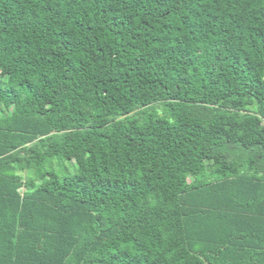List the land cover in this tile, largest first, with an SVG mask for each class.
Instances as JSON below:
<instances>
[{"label": "trees", "instance_id": "obj_1", "mask_svg": "<svg viewBox=\"0 0 264 264\" xmlns=\"http://www.w3.org/2000/svg\"><path fill=\"white\" fill-rule=\"evenodd\" d=\"M0 264H264V0H0Z\"/></svg>", "mask_w": 264, "mask_h": 264}, {"label": "rangeland", "instance_id": "obj_2", "mask_svg": "<svg viewBox=\"0 0 264 264\" xmlns=\"http://www.w3.org/2000/svg\"><path fill=\"white\" fill-rule=\"evenodd\" d=\"M24 176H25V178H28V177L33 176V173H32V171H28V172H26V173L24 174Z\"/></svg>", "mask_w": 264, "mask_h": 264}]
</instances>
